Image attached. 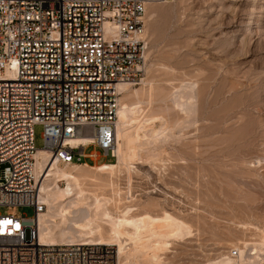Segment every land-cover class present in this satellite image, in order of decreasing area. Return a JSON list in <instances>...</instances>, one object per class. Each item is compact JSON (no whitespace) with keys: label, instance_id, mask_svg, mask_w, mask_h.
I'll return each instance as SVG.
<instances>
[{"label":"rangeland","instance_id":"374dc122","mask_svg":"<svg viewBox=\"0 0 264 264\" xmlns=\"http://www.w3.org/2000/svg\"><path fill=\"white\" fill-rule=\"evenodd\" d=\"M152 10L145 62L132 89L143 80L168 90L188 87L181 91L190 90L197 109L189 120L167 101L174 105L167 103L169 120L183 122L149 151L155 154L132 159L130 183L122 172L114 189L87 188L114 199V214L127 207L144 212L148 200L158 203L152 214L167 211L187 222L192 235L172 242L163 254L168 264L237 258L243 242L248 253L264 235V0H170ZM35 132V145L43 148V126ZM116 162L102 152L89 165ZM0 213L35 215L31 206L0 207Z\"/></svg>","mask_w":264,"mask_h":264},{"label":"built area","instance_id":"2783aa9c","mask_svg":"<svg viewBox=\"0 0 264 264\" xmlns=\"http://www.w3.org/2000/svg\"><path fill=\"white\" fill-rule=\"evenodd\" d=\"M169 1L0 0V207L35 211L31 218L0 213V264H114L111 245H44L36 237L46 205L35 127L43 126V148L61 163L114 156L118 85L139 80L146 11ZM81 135L95 141L71 145Z\"/></svg>","mask_w":264,"mask_h":264},{"label":"bare ground","instance_id":"6f19581e","mask_svg":"<svg viewBox=\"0 0 264 264\" xmlns=\"http://www.w3.org/2000/svg\"><path fill=\"white\" fill-rule=\"evenodd\" d=\"M156 3L161 4L154 2L151 5L156 6ZM154 5L146 11L147 21L144 18V29L141 33L143 39L148 32V19L156 14V10H152ZM132 85L133 82L127 81L118 85L120 95L115 121L116 141L113 146L116 163L67 164L54 160L47 149L37 150L35 173L40 188V200L46 205L44 212L38 215L36 237L40 243L114 245L118 264H168L164 261L163 254L170 249L172 242L182 241L192 235L191 226L182 218L167 211H163L161 215L152 214L149 208L156 202L147 200L146 210L141 213H133L134 208L127 207L121 211L116 208L114 214V206L110 208L114 199L91 192L87 188L88 185L99 186L101 190L107 186L113 188L116 185L115 179L122 172L128 182L132 180V159L140 158L145 152L152 153L149 152L151 149L155 151L154 146L171 136L173 125L183 122L182 118L181 122L179 118V122L176 118V122L170 118L174 123L170 122L167 101L176 104L184 117H190L189 113L192 114L197 109L194 108L195 103L191 102L194 97L190 90L181 91H185L186 87L181 90L172 87L168 90L167 87L155 85L150 80H143L141 88L132 89ZM171 104L169 108L174 107ZM94 141V136L81 135L71 139L70 143L73 146L86 147ZM61 182H65L66 187H62ZM243 243L246 249L239 247L240 254L237 258L223 255L205 264H264V257H261L264 253V235L261 236L260 243H253L251 252H246L248 243ZM107 259L116 264L114 254Z\"/></svg>","mask_w":264,"mask_h":264}]
</instances>
